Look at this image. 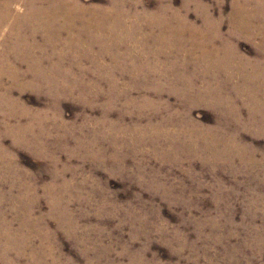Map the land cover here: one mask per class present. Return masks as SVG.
I'll return each mask as SVG.
<instances>
[{"label": "rangeland", "instance_id": "1", "mask_svg": "<svg viewBox=\"0 0 264 264\" xmlns=\"http://www.w3.org/2000/svg\"><path fill=\"white\" fill-rule=\"evenodd\" d=\"M0 264H264V0H0Z\"/></svg>", "mask_w": 264, "mask_h": 264}]
</instances>
